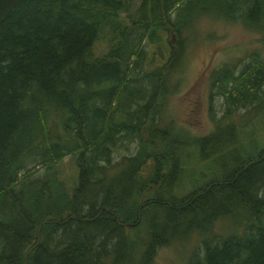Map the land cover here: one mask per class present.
Returning a JSON list of instances; mask_svg holds the SVG:
<instances>
[{
  "label": "trees",
  "instance_id": "trees-1",
  "mask_svg": "<svg viewBox=\"0 0 264 264\" xmlns=\"http://www.w3.org/2000/svg\"><path fill=\"white\" fill-rule=\"evenodd\" d=\"M131 3L21 0L0 22V264H97L110 255L109 264H150L159 246L193 231L201 250L182 264H264V142L252 136L245 148L233 132L242 153L230 171L211 154L235 128L234 110L264 100V57L253 50L240 67L210 72L225 111L193 137L205 162L189 176L176 159L191 131L178 125L174 144L160 116L184 44L152 67L144 45L158 28L178 32L202 14L264 31V0H138L136 16ZM105 26L109 48L93 56ZM131 141L115 170L112 154ZM66 156L78 167L71 190L55 166ZM41 166L45 175L31 177ZM226 218L216 239L213 227Z\"/></svg>",
  "mask_w": 264,
  "mask_h": 264
},
{
  "label": "rangeland",
  "instance_id": "rangeland-1",
  "mask_svg": "<svg viewBox=\"0 0 264 264\" xmlns=\"http://www.w3.org/2000/svg\"><path fill=\"white\" fill-rule=\"evenodd\" d=\"M137 6L138 0H132L129 13L133 16L139 15ZM126 14L127 12H122V15ZM125 21L130 22L129 19ZM175 28L171 24L167 29L158 28L160 31L157 39L145 41L144 45L145 52L147 50L146 59L152 61L148 66L152 67L167 64L170 52L178 49L179 42L184 44L183 55L169 68L170 72L167 74L165 83L169 91L164 97L165 104L160 110V116L164 120L163 127L172 130L174 144L181 128L178 125H183L191 131L185 135L189 144L183 149L184 155L179 156L176 162L178 166L183 167L187 175L193 176L205 162V158L198 153V147L192 144L193 137L211 132L216 126L215 118L222 116L225 111L223 96L214 88L211 89L208 76L213 69L225 62L234 63L236 67H240L245 60L249 59L248 56L253 50L264 57V31H253L239 20L231 21L205 14L197 16L181 31L176 32ZM111 34L109 26L102 28L101 38L96 41L92 49L93 56L101 55L109 48L108 38ZM146 59L143 61L145 62ZM146 84L151 87L148 81ZM229 119L234 120L235 128L233 131L227 130L224 134L227 136L225 144L221 148L211 149L216 150L215 153L207 150L217 157L214 165H220L221 170L227 171H230L241 157L242 152L236 146L239 140L245 148H248L246 142L252 136L258 139V143L264 142V100L259 101V104L249 111L248 107L234 110ZM174 121L177 125H174ZM233 132L237 137L236 144L235 141L229 140ZM128 144L129 149L122 144L112 154L111 163L115 170L121 168L118 162L121 161L120 158L135 150V142L131 141ZM55 166L64 179L66 189L74 188L78 170L75 160L66 156ZM46 170L47 167L41 166L32 173L31 177H43ZM171 175L175 176V173ZM228 219L218 220L214 225L212 233L216 239L223 232L221 222ZM224 224L226 229L231 226L229 222ZM200 240H202V234L193 231L188 237L174 239L168 244L161 245L151 257L150 264H182L189 257L191 250H201ZM107 257L97 264H109L112 257L111 255Z\"/></svg>",
  "mask_w": 264,
  "mask_h": 264
},
{
  "label": "water",
  "instance_id": "water-1",
  "mask_svg": "<svg viewBox=\"0 0 264 264\" xmlns=\"http://www.w3.org/2000/svg\"><path fill=\"white\" fill-rule=\"evenodd\" d=\"M21 0H0V22Z\"/></svg>",
  "mask_w": 264,
  "mask_h": 264
}]
</instances>
